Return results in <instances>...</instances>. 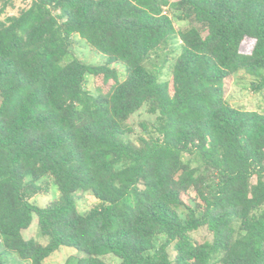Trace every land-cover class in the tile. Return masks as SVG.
Wrapping results in <instances>:
<instances>
[{
	"label": "trees",
	"instance_id": "16d2710c",
	"mask_svg": "<svg viewBox=\"0 0 264 264\" xmlns=\"http://www.w3.org/2000/svg\"><path fill=\"white\" fill-rule=\"evenodd\" d=\"M7 3L0 264H43L61 245L82 253L69 264H264V112L223 96L235 71L264 85V0H30L3 15ZM74 35L102 60L76 56ZM141 108L154 118L131 140ZM42 181L57 195L38 205ZM76 191L98 204L79 210ZM33 215L45 243L22 235Z\"/></svg>",
	"mask_w": 264,
	"mask_h": 264
},
{
	"label": "rangeland",
	"instance_id": "374dc122",
	"mask_svg": "<svg viewBox=\"0 0 264 264\" xmlns=\"http://www.w3.org/2000/svg\"><path fill=\"white\" fill-rule=\"evenodd\" d=\"M30 0H11V4L7 3L5 7V12L3 15L7 14H17L20 9L25 8L29 5ZM1 5V0H0ZM174 25L176 27L184 26L185 22L175 21ZM71 49L73 53L80 59L86 62H100L102 60L101 54L90 49L82 39L74 35L72 37ZM259 80L255 76L248 72L235 71L228 75L224 79L223 96L228 104L231 106L246 109V110H257L264 112V85L261 88H254L255 83ZM85 87L89 90H94L96 87H101L103 90L106 89V85L100 82L99 77L92 75H86L85 77ZM154 118L153 114H149L144 108L133 113L128 118V124L133 127L134 132L129 134L131 140H135L136 134L140 130L139 122H150ZM186 157V155H183ZM40 184L46 185V190H41V192L33 194L29 197V200L38 205H43L47 201L53 199L57 195V190L54 185L50 182L45 183L44 181ZM74 196L76 197V202L78 209L84 211L92 206L98 204V200L94 198L88 191H76ZM22 235L24 238H34L41 243L47 241V236L42 235L37 227L36 217L33 215L29 226L22 230ZM194 239L197 241H202L204 239L210 238V233L205 227H199L192 232ZM161 238H157L160 241ZM0 251H3V246L0 243ZM82 253L70 246H59L56 250L51 252L44 260L43 264H69L74 263L78 256ZM5 259L9 264H28L26 261L20 260L15 254L11 252L4 253ZM103 259L105 261H111L113 257L111 255H104Z\"/></svg>",
	"mask_w": 264,
	"mask_h": 264
}]
</instances>
